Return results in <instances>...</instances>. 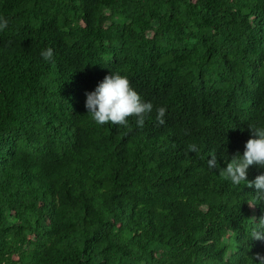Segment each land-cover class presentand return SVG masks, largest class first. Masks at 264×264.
<instances>
[{
	"label": "trees",
	"instance_id": "1",
	"mask_svg": "<svg viewBox=\"0 0 264 264\" xmlns=\"http://www.w3.org/2000/svg\"><path fill=\"white\" fill-rule=\"evenodd\" d=\"M0 16V264L264 256V205L207 166L264 125V0H0ZM109 72L153 104L142 128L87 114Z\"/></svg>",
	"mask_w": 264,
	"mask_h": 264
},
{
	"label": "clouds",
	"instance_id": "2",
	"mask_svg": "<svg viewBox=\"0 0 264 264\" xmlns=\"http://www.w3.org/2000/svg\"><path fill=\"white\" fill-rule=\"evenodd\" d=\"M9 20L0 16V32L7 29ZM53 49L46 48L41 51L40 56L45 61L53 59ZM84 107L87 114H90L92 120L98 125L114 124L127 125L129 117H135V123L138 127H143L145 118L153 110V104L145 101L142 96L131 85L129 78L119 72H109L97 83L94 90L85 92ZM156 120L159 124L165 123L164 117L166 108L161 106L156 109ZM250 138L244 144L242 153H236L230 159L224 157L227 161L223 169L219 167L216 153H213L207 160L209 169L222 172L234 187H243L253 189L254 195L247 203L249 207L264 205V125H250ZM190 152H197L196 144L189 145ZM255 166L260 170V174L253 180L247 179L248 170ZM252 221L249 228V240L264 241V214L259 220ZM252 261L255 264H264V256L256 254Z\"/></svg>",
	"mask_w": 264,
	"mask_h": 264
}]
</instances>
